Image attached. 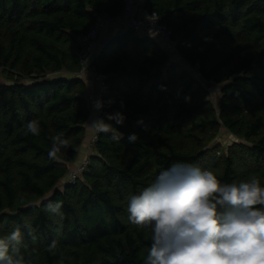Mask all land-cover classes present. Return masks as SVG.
<instances>
[{"label": "trees", "instance_id": "trees-1", "mask_svg": "<svg viewBox=\"0 0 264 264\" xmlns=\"http://www.w3.org/2000/svg\"><path fill=\"white\" fill-rule=\"evenodd\" d=\"M124 6L0 0V236L20 227L30 264H144L151 231L130 223L127 203L176 162L212 170L222 183L255 177L264 187V0H145L201 77L223 85L219 106L156 36L130 27L92 60L107 74L102 119L120 139L96 133L86 169L68 179L92 113L80 38L95 12ZM116 114L122 124L108 119ZM32 120L39 135H25ZM223 125L239 141L214 143ZM57 135L69 146L52 160ZM49 201L61 202L62 216L46 211Z\"/></svg>", "mask_w": 264, "mask_h": 264}, {"label": "clouds", "instance_id": "clouds-1", "mask_svg": "<svg viewBox=\"0 0 264 264\" xmlns=\"http://www.w3.org/2000/svg\"><path fill=\"white\" fill-rule=\"evenodd\" d=\"M94 107L99 110L101 102ZM123 123L121 114L110 115ZM96 133L120 134L103 119L89 124ZM25 135L40 134L39 123L29 121ZM49 159H57L68 141L50 138ZM136 135L129 136L134 142ZM62 216L61 202L45 206ZM131 224L151 231V246L144 264H264V187L258 178L222 183L212 170L176 162L127 203ZM22 233L16 227L0 236V264H30L21 254Z\"/></svg>", "mask_w": 264, "mask_h": 264}, {"label": "built area", "instance_id": "built-area-1", "mask_svg": "<svg viewBox=\"0 0 264 264\" xmlns=\"http://www.w3.org/2000/svg\"><path fill=\"white\" fill-rule=\"evenodd\" d=\"M125 6L122 13L109 15L107 13L95 12L96 21L89 31L80 38L81 49V74H92L98 84V91L92 96L95 105L97 101L101 102L102 107L97 110L98 119H102L105 111L103 109V98L108 91L107 74L94 71L92 68V57L97 45L99 36L103 28L112 25L121 17L128 19L130 27L136 29L139 33H150L162 39L163 44L171 45L172 31L163 21V17L157 11H151L139 3L137 0H124ZM96 139V136L94 140ZM89 159L86 158L75 169H72L69 175L70 181H75L86 169Z\"/></svg>", "mask_w": 264, "mask_h": 264}, {"label": "crops", "instance_id": "crops-1", "mask_svg": "<svg viewBox=\"0 0 264 264\" xmlns=\"http://www.w3.org/2000/svg\"><path fill=\"white\" fill-rule=\"evenodd\" d=\"M137 1L141 4L145 3V0H137ZM128 28H130V23H129L128 19H126L125 17H121L120 20L116 21L112 25L103 28L101 31V34L99 36L95 50L93 52L92 60L98 56V54L100 53V51L102 50V48L106 42H108L114 36L122 33L125 30H127ZM82 76L85 78L86 83H87V95L90 99H92V96L94 94H96V92L98 91V84L95 81L92 74H82ZM92 104H93V106H92ZM91 106H92V113H91V116H90V118L86 124L87 132H86L85 141H84V144L81 148L78 159L74 162L76 164V166L78 164H80L82 161H84L86 158H89V156L95 152V148H94V141L95 140H94V138L96 136V132L92 128H90L89 124L93 120H96L95 118L98 115V113H97V109L94 107L93 102H91ZM93 113H95V114H93Z\"/></svg>", "mask_w": 264, "mask_h": 264}, {"label": "rangeland", "instance_id": "rangeland-1", "mask_svg": "<svg viewBox=\"0 0 264 264\" xmlns=\"http://www.w3.org/2000/svg\"><path fill=\"white\" fill-rule=\"evenodd\" d=\"M163 46H164V49L170 53L172 60L179 62L181 65H183L185 68H187L191 73H193L197 78H199L202 81V83L210 91L208 98L211 99L212 102L218 107L220 99L222 97V86L223 85L220 83L206 81L204 78H202L201 75L199 74L198 70L195 67H193L179 52L176 42H173L171 45L163 44ZM6 81H7V76L4 73V69L2 67H0V83H4ZM92 106H93V104H92ZM93 114H95V113H93ZM97 116L95 119H98ZM235 141H239V138L234 133H232L225 125H223L221 127V131H220L219 135L217 136L216 140L214 141V143H221L223 146L227 147L230 144H233ZM76 167L77 166L75 163L70 165V169H69V173H68V179H69L70 172L72 171V169H75Z\"/></svg>", "mask_w": 264, "mask_h": 264}, {"label": "water", "instance_id": "water-1", "mask_svg": "<svg viewBox=\"0 0 264 264\" xmlns=\"http://www.w3.org/2000/svg\"><path fill=\"white\" fill-rule=\"evenodd\" d=\"M158 39H159V41H161L162 42V39L160 38V37H158V36H156Z\"/></svg>", "mask_w": 264, "mask_h": 264}]
</instances>
